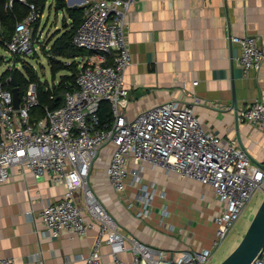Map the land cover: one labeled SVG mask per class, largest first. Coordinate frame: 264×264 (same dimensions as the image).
Listing matches in <instances>:
<instances>
[{
    "label": "built area",
    "instance_id": "1",
    "mask_svg": "<svg viewBox=\"0 0 264 264\" xmlns=\"http://www.w3.org/2000/svg\"><path fill=\"white\" fill-rule=\"evenodd\" d=\"M137 1L67 0L69 7L82 8L84 15L73 43L91 54L81 60L77 90L66 95L62 107L48 110L39 121H31V110L38 105L36 85L29 87L20 108L15 109L12 91L0 82V184L9 181L11 169L18 167L36 180L50 175L52 184L65 185L63 199L44 206L41 222L53 237H85L94 230L95 240L86 264H102L104 243L110 247L113 264H209L254 195L264 192V164L253 163L246 150L224 144L201 123L193 105L169 101L134 119L122 113L129 94L124 85L125 73L132 62L127 18ZM17 2L30 12L17 22L5 46L13 57H24L34 53L35 24L44 15L27 0H8L9 9ZM44 41L45 33L39 28L36 42ZM260 41L259 36L233 38L241 47L237 63L244 70L262 67L264 47ZM9 66L13 69L16 64ZM104 101L111 105L114 119L110 123H102L99 117ZM237 119L264 132V104L254 103L238 111ZM108 145H113L114 151L107 176L119 193L126 190V179L132 176L131 185H138L145 200L139 217L149 216V203L154 197L142 178L148 165L214 188L223 210L215 218L211 248L185 251L176 259H166L161 249L126 234L91 184L93 165ZM131 164L136 167L130 169ZM78 192L82 194L81 203ZM123 253H131L133 261L122 260ZM0 264H15V260L0 257ZM251 264H264V247Z\"/></svg>",
    "mask_w": 264,
    "mask_h": 264
},
{
    "label": "crops",
    "instance_id": "2",
    "mask_svg": "<svg viewBox=\"0 0 264 264\" xmlns=\"http://www.w3.org/2000/svg\"><path fill=\"white\" fill-rule=\"evenodd\" d=\"M127 22L132 62L125 73L129 94L122 113L134 119L169 101L193 105L201 123L224 144L242 148L253 163L264 164V132L237 119L238 111L264 104V63L260 70H244L237 63L241 47L233 42L234 37L259 36L264 47V0H138ZM113 151V145L102 150L91 184L126 234L161 249L166 259L212 245L215 218L223 210L214 188L148 165L142 178L154 197L149 216L139 217L145 200L138 185H131L132 176L123 193L107 176ZM66 190L52 184L50 175L36 180L18 167L11 169L10 180L0 184L1 258L15 264H86L94 230L85 237H53L41 222L44 206L61 201ZM76 196L81 203L82 194ZM110 252L104 243L102 264H113ZM121 259L132 262L133 255L123 253Z\"/></svg>",
    "mask_w": 264,
    "mask_h": 264
},
{
    "label": "trees",
    "instance_id": "3",
    "mask_svg": "<svg viewBox=\"0 0 264 264\" xmlns=\"http://www.w3.org/2000/svg\"><path fill=\"white\" fill-rule=\"evenodd\" d=\"M35 4L38 13L43 16L46 10L54 9L57 13L63 11L69 16L66 20L63 31H57L47 41L40 42V47L44 55L48 58L51 67L53 85L41 81L37 71L29 64L25 57L15 56V64H21V69L16 65L13 69H8L0 77V82L4 87L13 91V76L16 77L17 87L20 98L22 99L29 87L33 84L37 87L38 105L31 110V121L37 122L46 116L48 110H56L65 103L66 95L74 93L77 90L76 78L79 74L80 61L77 58H83L91 54L89 51L78 48L73 43L74 35L84 20L83 9L69 7L67 0H27ZM30 10L22 3H15L12 9L8 7V0H0V46L6 50L5 44L9 42L15 31L18 21L29 14ZM42 18L35 24V34L39 30ZM0 56V68L4 62ZM58 83H55L57 76L61 74ZM99 117L102 123L112 122L114 119L111 105L104 101L99 109ZM1 132V127H0ZM1 134V133H0Z\"/></svg>",
    "mask_w": 264,
    "mask_h": 264
},
{
    "label": "rangeland",
    "instance_id": "4",
    "mask_svg": "<svg viewBox=\"0 0 264 264\" xmlns=\"http://www.w3.org/2000/svg\"><path fill=\"white\" fill-rule=\"evenodd\" d=\"M69 23V16L66 12L57 13L54 9L46 10L43 19L40 24V29H42L45 33V41L51 38L57 31L64 29V25L66 21ZM38 34V32H37ZM37 34L35 37V47L37 53H28L25 55V59L29 62L31 66L37 71L41 81L47 82L49 85H53L54 81L52 78L51 67L49 64L48 58L44 55L40 43H37ZM0 56L5 57L4 62L0 68V77L6 72V70L10 69V63H15V57L12 56L11 53L7 52L0 46ZM18 67H21V64H16ZM63 73L57 76L56 82L58 83L60 77ZM264 199V192H258L254 195L249 207L246 209L240 220L236 223L233 230L230 232L227 239L221 245V247L215 252L212 261L209 264H220L223 262L239 245L241 239L246 233L255 213L257 212L259 206L261 205ZM208 246L209 248H211Z\"/></svg>",
    "mask_w": 264,
    "mask_h": 264
},
{
    "label": "water",
    "instance_id": "5",
    "mask_svg": "<svg viewBox=\"0 0 264 264\" xmlns=\"http://www.w3.org/2000/svg\"><path fill=\"white\" fill-rule=\"evenodd\" d=\"M77 9V6L74 7ZM15 109L20 108V95L16 77L12 78ZM264 247V199L255 213L246 233L235 250L220 264H251Z\"/></svg>",
    "mask_w": 264,
    "mask_h": 264
}]
</instances>
